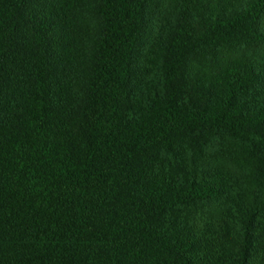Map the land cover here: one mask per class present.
I'll list each match as a JSON object with an SVG mask.
<instances>
[{
	"label": "trees",
	"instance_id": "16d2710c",
	"mask_svg": "<svg viewBox=\"0 0 264 264\" xmlns=\"http://www.w3.org/2000/svg\"><path fill=\"white\" fill-rule=\"evenodd\" d=\"M149 4L0 0V264H264V0Z\"/></svg>",
	"mask_w": 264,
	"mask_h": 264
},
{
	"label": "rangeland",
	"instance_id": "374dc122",
	"mask_svg": "<svg viewBox=\"0 0 264 264\" xmlns=\"http://www.w3.org/2000/svg\"><path fill=\"white\" fill-rule=\"evenodd\" d=\"M178 1L179 0H150L149 4V25H148V34L146 41L142 44L141 51H140V57L144 50L146 49L152 31L154 29V24L158 22V20L162 17L163 14H170L174 12L175 8L177 11L178 8ZM100 0H88L89 3V13H88V21L89 25L94 29L98 24L99 21L95 14V7L98 5ZM87 21V22H88ZM96 36H93V31H89L87 34H82L80 37V42L85 45V47H93L94 42L96 40ZM260 50L263 52L264 47H260ZM233 144V145H231ZM221 148L217 152L210 153L211 156H209V163L211 165H224L228 167L230 170H233L236 176L238 177L239 181L243 184L245 187L252 186L253 182L250 179V176L252 175V169L250 164L243 160L239 159L238 157L233 156L232 153L236 152V145L231 141H225L224 144L220 145ZM235 157V158H234ZM240 157V156H239Z\"/></svg>",
	"mask_w": 264,
	"mask_h": 264
}]
</instances>
